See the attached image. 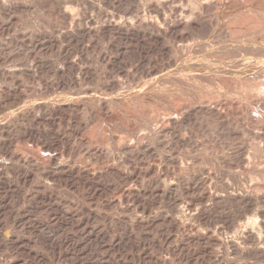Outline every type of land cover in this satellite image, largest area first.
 I'll use <instances>...</instances> for the list:
<instances>
[{"label": "rangeland", "instance_id": "1", "mask_svg": "<svg viewBox=\"0 0 264 264\" xmlns=\"http://www.w3.org/2000/svg\"><path fill=\"white\" fill-rule=\"evenodd\" d=\"M2 1L6 2L7 0H2ZM10 1L11 0H8L7 3H9ZM14 1H18L20 3L27 4L30 6V8L28 10L13 13V15H11V18L13 17L11 20V22L13 24L11 22H9V19L7 17H4L3 15L0 16V21L2 23H5V24L9 23V27H10V29H9L10 31H8V33H7V31H6V33L0 32V41H1L0 45L2 44V47H4L2 50L3 55L4 56L6 55L5 57L7 58V60L10 59L9 61H7L8 64L9 63L12 64V61H13V63L14 62L15 63H22V64L25 62L29 63V62H31L33 57L36 58L37 60H43V61L48 60L53 64H57L60 61V57L58 56V54L56 53L55 50L50 51V52L47 51L45 53L44 52L41 53L40 51H36L32 48L27 49L26 47L20 45L19 44V43H21L20 37L22 35L29 36L31 34L46 33V35L53 36L54 38L57 37L58 38L57 40H59V42L61 44L63 43V45H65V44L69 45L70 50L72 51L73 55H75V51H76V47L74 46L75 44L74 43L69 44V43L63 41V39H61V35H60L61 33L69 30L71 23L69 20L68 21L63 20V18L60 16V14L56 12L57 9L55 8V6L51 3H49V0H14ZM232 1L235 3L237 0H228L227 3H229V5H230V10H232L233 12H237V13L240 12L239 13L240 15H246V17L249 16L244 11L242 13L241 11L244 9H242L240 7H236V3L234 4ZM60 2L61 3L64 2L63 5L61 4L62 6H64V7L61 6L62 9H67V10H69L71 12H75V13H81L83 11L84 15H85L84 18L82 19V21L84 22V23L82 22L83 25L87 24V22L89 21V20L88 21L86 20L87 18L88 19L93 18L94 21L96 20L98 23H101L105 14L112 15L111 14V12H112L113 15H114V13L115 14L117 13V15H118V12H120L118 16H122V13L124 12V9H122V7H119L117 4H113L112 6L107 5L102 0H88V2H90V3L92 2L91 3L92 5L88 2L86 4L80 3L79 5H75V4L73 5V3L69 0H61ZM93 6H94V8H92ZM263 6H264V0H261V1L255 0L254 1V7L256 9H258L259 11H262L264 13V8H262ZM82 7H83V10L81 11ZM84 7H86V8H84ZM113 7H115L116 9L115 8L113 9ZM77 10H78V12H76ZM99 10H100V12H99ZM101 11L103 13L104 12L105 13L103 14ZM98 13L100 14V17L98 15ZM205 14L208 15L207 13H205ZM117 15H115V16H117ZM1 18H2V20H1ZM253 18H254V16H253ZM250 19H251V17H250ZM7 20H8V22H6ZM257 20H259L258 17H257V19L254 18L253 20H250V23L253 24V25L252 24H250V25L251 26L255 25L257 27V25L260 22H261L260 24L262 26L264 25V22L262 24L263 19H260V21H257ZM240 21H243V19H241ZM214 25H216V24H214ZM214 25H212L210 27L211 31L209 29H207V30H204V29L198 30L197 29V31H196L197 34L195 35V37H196L197 41H199L198 43L200 44L201 47L199 46L200 52H199V55L197 57L198 59L196 58L195 60L192 58L188 59L187 57H186L187 59H184V60L178 59V61H175L174 58L169 60V56H171L173 53H171V55L166 56V54L161 53L159 51L154 52V51L145 49L146 52L145 51L143 52V50L140 49V46L137 47L136 45H130V47H131L129 50L130 55L128 53L129 56L127 59V63L128 62L129 63L127 64L126 68L130 69L131 72H130L128 78H126V79H125V77L118 75L119 73H117V71H115L114 69H111V68L104 66L97 59V52L96 51H89L87 53V55H88L87 57L89 60L87 62L89 64L88 63H86V64H87V66L89 65L88 67H90L93 75L90 77H87V78L86 77L82 78L79 81V83L77 82L78 84L77 83L76 84L70 83L67 80L66 85L64 86L66 88L59 87L57 89L49 91V93L47 92V94L44 93V95H41L42 93H40L34 89V87L36 88V85L34 84V82L32 83V80H29V79H26V80L23 79L22 80L21 84H22V86L24 85L23 86L24 88L22 87L21 89L25 90V91L24 90L23 91L26 95L23 94V96H22L23 98H21L22 100H20L19 103H15L14 104L15 106L11 105L9 107H6L7 110H5L6 108L3 109L5 111H4V113L0 114V123L14 122V120H16L17 117H19L21 114H23V112H25L26 110H32L33 112L38 113V112H36L37 111L36 107L38 104H44V105L55 104V105L60 106L61 108H60L59 113L58 112H56V113H48L47 112L48 114L47 113L45 114L46 119H44V123H40V124H36V125L34 124L35 125L34 126L33 124L29 123V121L27 122V120L22 121L24 128H26V129L30 128V129L34 130L35 132L37 131L36 133L39 135V137H38L39 140L37 139V142L30 141V140L25 139V138L15 137L14 135L13 136L12 135H6V134L5 135L3 134V136L1 135L0 140L3 141L7 147L6 148L0 147V161L4 160V162H8L9 161L8 159H9V157H11L12 154H14V155L16 154L17 156H20V157L23 156V157L39 158L40 156L42 157V154H40V153H43L41 146L43 144L44 145H46V144L52 145V146H50V154L52 153L51 154L52 156L56 157V159L58 158L57 160L66 162L70 165H77V166L82 165L85 168H88L91 172H95V174H98V175L100 173L103 174L102 177H100V179L97 182L99 184L102 183V184H100V186L101 187L105 186V190H103L102 192H99V194H98V192L93 193L91 191H85V190H87V188L82 187V185L78 184L77 182L75 183V181L74 182L73 181L72 182L71 181H68V182L56 181L57 182L56 183V182H53L50 180V181H48V183L49 182L50 183L47 186L48 189L46 190V195H47L46 200L48 201L47 202V201H42L41 199L38 198V194H35L36 186L38 184H40V185L43 184V182H42L44 180L43 175L41 176V174H40V177H39L43 180H40L38 178L39 174H37L38 179L27 180L26 181L27 183L26 182L22 183L21 181L19 182L15 178L13 173H11L12 175H10V180H11L12 185L14 183V186L16 187V192H15V195L13 193L14 196L11 195L10 200L12 198L11 201H13L16 204H14L13 202L11 203V201H10V203L14 207V208L12 207V209H14L13 212L15 211L14 213H16L19 209V211L17 212V213H19V215L17 217L23 218V220L21 222L17 221L18 224L13 229V234L15 236H21V237H24L26 239H31L32 242H30L29 246H26L27 248L25 246L24 247L16 246V247H14L15 249L11 247L12 249L9 248V251H7L8 249L6 248L5 242L0 238V262L2 260V262L0 264H3V258H8L11 256L16 261H20V262L23 261L24 262L26 260V262H25L26 264L27 263L28 264H37V263L38 264H41V263L42 264H135V263L141 264L137 260L139 257L138 255H140L143 251L150 252V253L154 252L153 253L154 256L156 254L157 257L160 255L162 256V254L166 253L165 257L170 256L169 258L167 257L168 258L167 262H169V264H202V263L204 264L205 263L204 260H202V259H204L203 255L199 252H197L193 256H190L191 257V258H189L190 260L185 261L182 259H178L179 257L177 255H173L170 252L168 253V251H166L167 249H165V250L163 249L161 252L158 251L154 247V245L156 246V244H158L162 240L161 237L164 238L168 235L169 230L165 227H163V228L160 227L159 228L160 230L159 229L155 230L153 228H152L153 230L151 228L147 229L149 234L148 233L146 234L145 231H147V230H145L144 231V235H145L144 237L142 235H140L139 232H137V230L135 231V229L133 231V230L126 228L128 230L127 231L125 229V223H127L130 219L133 220V219L137 218L138 216L139 217H147L148 216L149 218H152L153 216H155L154 214L161 215V216H163V215L169 216L170 215V214H168L170 212L167 209L168 208L167 203L164 200H163V202H162V200H159V199L156 200L152 196V193L154 191H156L157 189H159L161 187V184L158 186H156V184H152L150 186L145 184L144 187L147 190L146 189L144 190V187H140L139 183L136 186L132 185L135 188L138 187V190H140V191L144 190V193L140 194V197H139L140 201L138 199L136 200V198L133 199L131 197L132 200H131V198L128 199L129 202H131V203H129V202L127 203L126 200L122 199L124 197H123V192L121 194V191H124L125 187L127 188L130 183H125L122 180H119L118 178L111 175L110 173H107V171L112 167H116V168L118 167V169H120V170L122 169L123 171L128 170V169H129L128 171H131L130 169L134 168L133 170L136 171V169H137V172H139V174H142L145 172L143 170L151 169V167L155 168L156 166L160 165L159 166L160 168L167 167L169 170V173H168L169 175L167 176V179H168L167 182H170V181L174 182L175 181V183H176L178 181L177 179H178V177H180V175L181 176L183 175L182 177H185V178H190L194 174L192 172H195L194 175H197L199 177H203L202 175H204V176L206 175L207 177H209V182H211V185L214 188L219 189V190H221V188L223 189L224 184H228V183H229V189H232V188L236 189L238 186L237 185V179H243V178L247 179L246 176L248 177L249 174L251 175V177L252 176L257 177L258 180H261V177L264 176V47H263L264 46V35H263L264 32L261 30L262 32L261 31H259L260 33L257 32L249 40H245V41H241V42L239 41L240 43H243L244 44L243 45V44L238 43V41L233 43V42H230L229 39H221L218 35L219 26L218 25L214 26ZM230 25H232V24H230ZM230 25H229V27L234 26V25L233 26H230ZM259 26L260 25H258V27ZM236 27H237V25H236ZM262 29H264V28H262ZM57 30H59V31H57ZM14 35H16V36H14ZM204 35H205V37H204ZM198 36H200L201 38H197ZM97 37L98 36L94 37L95 41L97 42V47H103V48L107 44L108 39H110L108 36H104V37L99 36L98 38ZM15 39H17V40H15ZM9 40H15L18 42H13V44H12V43H10ZM84 42L87 43V39ZM113 42L118 43L119 41L117 42L116 39H113ZM244 42L246 43V46H245ZM16 43H17V45H16ZM121 43H124V42L122 41ZM169 43L170 42H168L167 44L169 45ZM236 43L238 45H241V46H238ZM247 43H248V45H247ZM215 44H217V45H215ZM256 44L258 46H256ZM251 46H253V47H251ZM237 47H239V48H237ZM253 49H255L257 52ZM12 50H14V51L12 52ZM235 51H238V52H235ZM242 51H244V52H242ZM215 54H216V56H215ZM40 55H42V56H40ZM223 55L224 56L226 55L227 57L226 56L223 57ZM45 56H46V58H45ZM56 57H58V58H56ZM139 57H141V60H139ZM172 57H175V56L172 55ZM261 58H263V59H261ZM17 61H19V62H17ZM90 61H91V63H90ZM161 61H162V63H161ZM190 62H191V64H190ZM240 62H242V64ZM247 62H248V64H247ZM260 62H261V64H260ZM172 63H173V65H172ZM243 63H245V64H243ZM249 63H251V64H249ZM90 65H92V66H90ZM232 65H237L239 67V70H238L237 66L234 67ZM241 65H242V67H241ZM215 66H216V68H215ZM192 69H193V71H192ZM152 72H154V73H152ZM37 73L39 75L36 76V78H35L36 80L38 78H41V79L45 78L46 80L49 79L48 78L49 76L48 75L46 76V73H44V72H42V73L37 72ZM218 73H219V75H218ZM205 74H207L208 76ZM202 75H203V77H202ZM145 77H147V78H145ZM144 78H145V80H144ZM254 78H256V79H254ZM119 79H121V81H123V82L121 83V81ZM128 79H130V80H128ZM229 79L231 81H228ZM106 80H107V82H105ZM108 80L110 82L119 80L116 82L117 83L120 82L122 84V86L121 85H120L121 87L115 86L116 88H112L110 86H107ZM139 80H141V81H139ZM103 81H104V83H103ZM2 83L0 80V85H3ZM232 83L234 85H232ZM33 84H34V87H33ZM138 85H139V87H138ZM77 87H78V89H77ZM238 87H240V88H238ZM228 89L230 90V92ZM33 90H35V91H33ZM259 91H261L260 94H263L262 96L259 95V93H258ZM138 92H139V94H138ZM137 95H139V96H137ZM257 95H258V97H257ZM46 96H48V97L46 98ZM54 96H56V97H54ZM141 96H143V97H141ZM173 97L176 100L173 99ZM260 98H262V99H260ZM133 100H135V101H133ZM150 100H151V102H150ZM207 100H210L209 102H211L212 105L209 104V102ZM213 100H216L217 103L219 101L220 102L222 101V103H224V105L221 107L226 112L223 114H219L217 112V110H215L218 108V106H217L218 104L216 103V101H213ZM98 102L100 104L103 103L104 105L107 103L105 106L108 105L107 107H109V109L111 110V114L114 111V113L112 114L113 120L111 119L110 122H107L108 120L106 121L107 122V123H105V124H107L105 127L106 129L98 130V132H96V131L91 132L92 126H93L92 119L94 118V116L99 115V116H101V119L104 118L102 114L100 115V113H104V112L99 111ZM212 102L213 103L215 102L214 105L216 104V106H217L216 108ZM138 103H140L141 105L140 104L138 105ZM134 104H135V106H134ZM70 105L72 108L70 107ZM206 105H208V106H206ZM145 106H146V108H145ZM210 106L212 108H210ZM213 108H215V109H213ZM212 109L215 110L216 112L213 111ZM188 110L192 111L191 119L194 117L192 119V122H191V119L188 120L189 122H186V121H182L180 118V117H182L181 114H183L184 111L186 112ZM96 111H97V113H96ZM98 111H99V113H98ZM130 111H133V112H131L132 114L129 113ZM1 112H3V111H1ZM73 114H75V115H73ZM143 114H144V116H142ZM173 114H177L176 115L177 117L179 116L180 126L179 125H178L179 127L176 126L171 132L169 131V133H168V131L166 133L164 131L163 132L157 131L158 129H160V127H159V125L161 123L160 118L161 119L163 117L166 118L168 115H173ZM91 115L93 116V118L91 117ZM104 115H105V113H104ZM225 115L227 116L226 118H225ZM146 117H148V118L146 119ZM141 119H142V121H141ZM195 119H196V121H195ZM46 120H47V122H46ZM76 120H78V121H76ZM114 120L117 124L114 122ZM119 120H121V121L119 122ZM63 121H65V122H63ZM129 122H131V123H129ZM121 124H123V126ZM125 124H127L125 126L127 128L124 127ZM152 126L154 128H152ZM161 126H162V124H161ZM87 127H89V129ZM107 127L109 130H107ZM90 128H91V130H90ZM149 128H151L152 131ZM148 129L150 131H148ZM111 130H113V131H111ZM156 131H157V133H156ZM104 133H106V134H104ZM168 134L171 137H169ZM139 135L141 136V138L138 139ZM157 137H159V138H157ZM80 138L86 139L87 141L89 140L88 142H90V143H88L87 141L85 143H83V142L81 143ZM125 142H126V144H125ZM144 144L148 146V148L150 150L148 152L149 154L146 153L145 151L141 150V149L138 151L139 146L144 145ZM129 146L133 149V151L127 149V147L129 148ZM85 147H87V148H85ZM77 149H79V150H77ZM13 150H14V152H13ZM88 150L90 153L88 152ZM126 150L127 151L129 150V152H127ZM134 151H136V152H134ZM101 152L103 155L101 154ZM111 159H113V160H111ZM124 160H125V162H124ZM139 163H141V164H139ZM114 164H116V165H114ZM187 166L189 167L187 171H184V172L181 171V173L179 172V169L181 167H187ZM169 167H171V168H169ZM100 168H102V169H100ZM198 173H199V175H198ZM139 174H138V176H142ZM232 174H233V176H231ZM12 176H13V178H12ZM148 178H147V180H148ZM140 179H139V181H140ZM213 179H215V180H213ZM15 180L18 181L19 183H21V185H19L18 182L16 183ZM35 180L37 181L36 182L37 185H35L36 184ZM253 181H255V183H252L251 187H254L255 185L258 184L257 183L258 181H256V179ZM32 182H33V185H32ZM63 182H65V183H63ZM180 186L178 187V190H177V192L179 194L176 193V195H178L177 197L179 199H182L183 202L188 201L189 198H194L195 196L197 197L201 193V191H200L202 188L201 186H197V188L194 189V191L193 190H189V191L185 190L184 186H182V185H180ZM219 186H221V187H219ZM49 188H51V189H49ZM150 188H152L151 191H150ZM82 189H84V190H82ZM31 190H33V191L35 190V191L33 192ZM51 190H52V192H51ZM28 192L32 193V194H29ZM17 193H19V194H17ZM49 193H51V194H49ZM34 194L37 196H35ZM88 194H90V196ZM121 195H122V197H121ZM2 196H3V193L0 190V198ZM22 196H23V198H22ZM82 197H83V199H82ZM34 198L35 199L37 198L36 202H35ZM55 198H56V201H54ZM40 202H42L41 205H40ZM48 203L50 204V206ZM143 204H145V205H143ZM50 207H51V209H50ZM55 207H57L59 210L61 209V211H64V212L68 213L69 215H72V217H71L72 219H70V220L68 219L69 221L61 220V222L60 221L59 222L53 221L51 217L56 212ZM141 207H142V209H141ZM228 207L227 208L221 207L224 209H218V210L220 211V213H222V212L228 213V212H230L229 210H231L230 207L229 208ZM144 208H145V210H144ZM81 209H82L83 213H81ZM23 210L25 211L26 214L24 213ZM141 210H143L142 213H141ZM218 210L215 211L216 213L215 212L204 213L202 216L203 219H201V222H199L200 227L201 226L203 227V228L201 227V229H204L206 227H207V229L210 227H211V229H214L215 227L219 226L220 227L219 231L221 233L218 232V235L219 236L221 235L220 237H228V236H230L232 230L228 231L226 228L225 229L221 228L223 223L221 222V219L219 218L221 214H218L219 213ZM35 211H36V213H35ZM79 211H80V213L78 214ZM147 211H148V213H147ZM22 214L24 216H22ZM144 214H146V215H144ZM76 215H78L77 217H80V218H77ZM217 215H219V216H217ZM20 216H22V217H20ZM124 216L128 217L129 219L124 217ZM134 216H135V218H133ZM18 218H17V220H19ZM25 218H27V219L25 220ZM75 218H77V219H75ZM117 219H119V220H117ZM127 219H128V221H127ZM30 220H31V222L29 223ZM71 220H73V221H71ZM83 220L85 222H83ZM41 221H43V222H41ZM78 221H79V224H81L80 227H82L83 230L81 228L79 230V226L76 225ZM124 221H125V223H124ZM54 222L56 223V225ZM67 222H68V224H67ZM69 222H70V224H69ZM118 222L120 224H122V223L123 224L120 225ZM34 223H40V224H42V226L39 225V226L34 228L33 227V225L35 226ZM84 223H86V225L88 227ZM50 224L53 225V228L49 227V226H52ZM57 226H59V227H57ZM75 226H76V228L78 226L77 229L79 231L76 230ZM213 226H215V227H213ZM225 226L226 225L224 224L223 227H225ZM103 227H104V229H102ZM57 228L59 229V231ZM52 230L53 231L57 230L58 232H55V231L53 232ZM87 230L88 231L89 230H93V231L99 230L101 235L102 234H105V235H102L103 238H102V240L99 241V243L95 244L94 242H92L94 244H92V243L87 244V243H84L86 240V238L84 239V237H86ZM125 230L127 232H125ZM75 231H77V232H75ZM172 231H174V230H172ZM172 231L169 232V236H168L171 239L170 245L180 243L182 241V240H180L182 238V236H184V234L187 233L186 231H185V233H184V231H183V233H182V231H180L181 232L180 233L177 230H175L174 232H172ZM129 232H131V234ZM173 234H175V235L173 236ZM49 235L52 237V239ZM80 235L81 236L83 235V236L81 237ZM125 235H126V237H125ZM127 235H130V238L132 237L131 239L129 238L130 241H128L129 239L127 238ZM170 235H171V237H170ZM223 235H225V236H223ZM121 236H122V241L123 242L127 241V242H125L124 244H121V245L112 244L113 241L118 239V237L120 239ZM135 236H136V238H135ZM175 236H177V237H175ZM53 237H55V238H53ZM139 237L144 238V240H142ZM59 238L61 240H59ZM172 238L174 241H172ZM110 239H111V243L109 242ZM132 239H134V242H136V240H137V242L139 240V242L138 243L136 242L137 244H135ZM53 240H55V241L52 242ZM145 240H147V241H145ZM151 240H153V242ZM141 241H142V243L144 241L143 245L141 244ZM101 243H103V244H101ZM131 243H132V245H131ZM56 244L61 246V247L57 246ZM111 244L114 245L115 247L112 246ZM51 245L53 246V248L59 247L60 250H58V248L57 249L51 248ZM31 246H33V247L30 248ZM137 246H139V247L137 248ZM189 246H190L189 247L190 250L192 251L195 245L189 244ZM129 247H132L133 249L132 248L130 249ZM134 247H135V250H134ZM82 248L84 251H82ZM164 248H166V247L164 246ZM196 248L197 247L195 246L194 250H197ZM31 250H33V251H31ZM55 251H57L58 253L57 252L54 253ZM139 251H141V252H139ZM159 252L161 254H159ZM10 253H11V255H10ZM7 254L10 256H6ZM200 254H201V256H199ZM35 255H37V257H40V258H37L36 260H34ZM43 255H44V257H43ZM3 256H6V257H3ZM27 256H30V258ZM174 256H177V259ZM162 257H164V255ZM201 257H203V258H201ZM236 258L233 259L235 264L236 263L237 264H264V259H260V258L254 257V256L251 257V255L242 256V257L239 256ZM242 258H244V259H242ZM30 259H31V262H30ZM43 259H45L44 262H43ZM32 260H33V262H32ZM169 260L171 261V263ZM36 261H37V263H36ZM134 261H135V263H134Z\"/></svg>", "mask_w": 264, "mask_h": 264}, {"label": "bare ground", "instance_id": "2", "mask_svg": "<svg viewBox=\"0 0 264 264\" xmlns=\"http://www.w3.org/2000/svg\"><path fill=\"white\" fill-rule=\"evenodd\" d=\"M8 1V0H7ZM0 0V16L3 15L4 17H7L9 19V22H11L12 18L11 15H13V13L15 12H19V11H24V10H28L30 8L29 5L24 4V3H20L18 1H14L11 0L9 3H7ZM61 1V0H60ZM59 0H49V3L53 4L55 6V8L57 9V13L60 14V16L63 18L64 21H70L71 26L69 28L68 31L61 33V39H63V41L71 44L74 43L75 47H76V51H75V55H73L72 51L70 50L69 45H63V43L61 44L59 42V40H57L58 38H54L53 36L50 35H46V33H37V34H31L29 36L26 35H20L21 37V43H19L20 45L26 47L27 49L32 48L36 51H40L42 52H47V51H56V53L58 54V56L60 57V61L57 64H53L50 61H43V60H37L36 58L33 57V59L31 60V62L29 63H13L12 64H8L7 58L3 55L2 50L4 47H2V44L0 45V80L1 83L3 85H0V114L4 113L5 110H7L6 107H9L11 105L15 106V103H19L20 100H22L21 98H23V94L26 95L24 93V89H21L23 86L21 84L22 80H32V83L34 82V84L36 85V88L33 87L35 90H37L38 92L42 93L41 95H44V93L47 94V92L49 93V91H52L54 89H57L59 87H64L66 85L67 80L70 83H79V81L82 78H87L93 75L90 67L87 66L86 63H88V55L87 53L89 51H96L97 52V59L106 67L114 69L115 71H117V73H119L118 75L128 78L131 70L127 69L126 66L127 64V59L128 56L130 55V45H136L137 47L140 46V49L143 50V52L146 50H151V51H159L161 53L166 54V56L171 55V53H173L172 55H174L175 57L169 56V60L174 58L175 61L181 60V59H196L199 55L200 52V44L198 43L199 41H197L195 35L197 34L196 31L198 30H207L209 29L211 31V26L216 24L219 26V30H218V35L221 39H229L230 42H236L238 41V43H240L241 41H245V40H249L254 34H256L259 31H263L264 32V25L262 26L260 23L258 25H260L258 27L255 26H251L250 24V20H253L254 18L258 19L257 21H260V19L264 20V13L262 11H259L258 9H256L254 7V1L255 0H237L236 3V7H240L244 10H242L241 12L243 13V11L245 13H247V15H249L248 17H246V15H240L237 12H233L232 10H230V5L228 2V0H102L104 1L107 5H113V4H117L119 7H122V9H124V12L122 13V16H118L120 12L113 15V13L111 12L112 15L109 14H105L103 20L101 23H98L96 20L94 21L93 18L92 19H86L88 22L87 24L83 25L82 24V19L84 18V12L83 7L81 8V13H75V12H71L67 9H62L61 6L63 5L64 2H60ZM73 3V5H79L80 3H87L88 0H69ZM258 1V0H257ZM261 1V0H259ZM28 2V1H27ZM39 2V1H38ZM233 2V1H232ZM31 3V2H30ZM36 3V2H35ZM90 3V2H88ZM92 3V2H91ZM90 3V4H91ZM94 3V2H93ZM97 3V2H96ZM234 3V2H233ZM234 3V4H235ZM62 4V5H61ZM186 4V5H185ZM257 4V3H256ZM259 4V3H258ZM31 5V4H30ZM92 5V4H91ZM185 5V6H184ZM106 6V5H105ZM115 6V5H114ZM49 7V6H48ZM64 7V6H62ZM69 7V6H68ZM91 7V6H90ZM97 7V6H96ZM233 7V6H232ZM52 8V7H51ZM86 8V7H84ZM94 8V6L92 7ZM112 8V7H111ZM115 7H113L114 9ZM264 8V6L262 7ZM54 9V8H53ZM97 9V8H96ZM116 9V8H115ZM121 9V10H122ZM71 10V9H70ZM32 11V10H31ZM52 11V10H51ZM123 11V10H122ZM78 12V10L76 11ZM100 12V10H99ZM102 12V11H101ZM103 13V12H102ZM101 13V14H102ZM105 13V12H104ZM103 13V14H104ZM107 13V12H106ZM205 13H207L208 15H206ZM239 14V15H238ZM88 15V14H87ZM99 17L100 14L98 13ZM117 15V16H115ZM121 15V14H120ZM2 16V17H3ZM254 16V18H253ZM257 16V17H256ZM3 17V18H4ZM89 17V16H88ZM251 17V19H250ZM90 18V17H89ZM95 18V17H94ZM253 18V19H252ZM5 19V18H4ZM241 19H243V21H240ZM250 19V20H249ZM2 20V18H1ZM262 20V24L263 21ZM85 21V20H84ZM101 21V20H100ZM8 22V20L6 21ZM12 23V22H11ZM84 23V22H83ZM13 24V23H12ZM11 24V25H12ZM232 24V25H230ZM214 25V26H216ZM233 26V27H229ZM237 25V27H236ZM253 25V24H252ZM13 26V25H12ZM239 27V28H238ZM213 28V27H212ZM9 23H2L0 21V32H5L10 31L9 30ZM53 29V28H52ZM12 30V29H11ZM59 31V30H57ZM261 31V32H262ZM36 32V31H35ZM55 32V31H54ZM28 33V32H27ZM214 33V32H213ZM260 33V32H259ZM199 34V33H198ZM206 34V33H205ZM212 34V33H211ZM2 35V34H1ZM264 35V33H263ZM262 35V36H263ZM16 36V35H14ZM59 36V35H58ZM96 36H108L110 39H108L107 44L105 45V47H97V42L95 41ZM208 36V35H207ZM18 37V36H17ZM97 37V38H98ZM102 37V38H103ZM205 37V35H204ZM218 37V36H217ZM197 38H201L200 36H198ZM87 39V43H85L84 41H86ZM113 39H116L118 43H114ZM214 39V38H213ZM218 39V38H217ZM220 39V40H221ZM17 40V39H15ZM15 40H9L10 43L13 44V42H18ZM207 40V39H206ZM8 41V40H7ZM19 41V42H20ZM124 43H121V42ZM240 41V42H239ZM251 41V40H250ZM1 42V41H0ZM168 42L169 45L167 44ZM227 42V41H226ZM249 42V41H248ZM258 42V41H257ZM214 43V42H213ZM245 43V42H244ZM255 43V42H254ZM261 43V42H260ZM99 44V43H98ZM123 44V45H122ZM218 44V43H217ZM215 44V45H217ZM221 44V43H220ZM232 44V43H231ZM230 44V45H231ZM237 44V43H236ZM235 44V45H236ZM243 44V43H240ZM15 45V44H14ZM17 45V43H16ZM229 45V46H230ZM238 45V44H237ZM244 45V44H243ZM248 45V43H247ZM263 45V44H262ZM7 46V45H6ZM203 46V45H202ZM241 46V45H238ZM246 46V43H245ZM250 46V45H249ZM256 46H258L256 44ZM21 47V46H20ZM72 47V46H71ZM201 47V46H200ZM206 47V46H205ZM211 47V46H210ZM232 47V46H231ZM253 47V46H251ZM260 47V46H259ZM264 47V46H263ZM12 48V47H11ZM209 48V47H208ZM226 48V47H225ZM228 48V47H227ZM235 48V47H234ZM239 48V47H237ZM257 48V47H256ZM262 48V47H261ZM17 49V48H16ZM24 49V48H23ZM26 49V50H27ZM243 49V48H242ZM258 49V48H257ZM75 50V49H74ZM229 50V49H228ZM255 50V49H253ZM14 50H12L13 52ZM30 51V50H29ZM212 51V50H211ZM222 51V50H221ZM250 51V50H249ZM256 51V50H255ZM254 51V52H255ZM11 52V51H10ZM20 52V51H19ZM146 52V51H145ZM238 52V51H235ZM244 52V51H242ZM257 52V51H256ZM30 53V52H29ZM28 53V54H29ZM129 53V55H128ZM134 53V52H133ZM170 53V54H169ZM251 53V52H250ZM21 54V53H20ZM26 54V53H25ZM95 54V53H94ZM132 54V53H131ZM155 54V53H154ZM231 54V53H230ZM259 54V53H258ZM43 55V54H42ZM40 55V56H42ZM54 55V54H53ZM204 55V54H203ZM227 55V54H226ZM225 55V56H226ZM240 55V54H239ZM57 56V55H56ZM140 56V55H139ZM149 56V55H148ZM155 56V55H154ZM164 56V55H163ZM216 56V54H215ZM223 55V57H225ZM250 56V55H249ZM248 56V57H249ZM258 56V55H257ZM23 57V56H22ZM26 57V56H25ZM39 57V56H38ZM90 57V56H89ZM92 57V56H91ZM145 57V56H144ZM150 57V56H149ZM153 57V56H152ZM187 57V58H186ZM227 57V56H226ZM229 57V56H228ZM234 57V56H233ZM241 57V56H240ZM27 58V57H26ZM46 58V56H45ZM49 58V57H48ZM58 58V57H56ZM55 58V59H56ZM167 58V57H166ZM209 58V57H208ZM221 58V57H220ZM146 59V58H145ZM198 59V58H197ZM232 59V58H231ZM238 59V58H237ZM252 59V58H251ZM263 59V58H261ZM16 60V59H15ZM52 60V59H51ZM139 60H141V57H139ZM143 60V59H142ZM212 60V59H211ZM227 60V59H226ZM241 60V59H240ZM249 60V59H248ZM26 61V60H25ZM136 61V60H135ZM174 61V62H175ZM199 61V60H198ZM202 61V60H201ZM204 61V60H203ZM259 61V60H258ZM19 62V61H17ZM58 62V61H57ZM185 62V61H184ZM205 62V61H204ZM209 62V61H208ZM213 62V61H212ZM91 63V61H90ZM143 63V62H142ZM162 63V61H161ZM170 63V62H169ZM210 63V62H209ZM226 63V62H225ZM237 63V62H236ZM242 64V62H240ZM89 64V63H88ZM93 64V63H92ZM147 64V63H146ZM191 64V62H190ZM214 64V63H213ZM212 64V65H213ZM245 64V63H243ZM248 64V62H247ZM251 64V63H249ZM253 64V63H252ZM261 64V62H260ZM130 65V64H129ZM134 65V64H133ZM173 65V63H172ZM195 65V64H194ZM203 65V64H202ZM225 65V64H224ZM92 66V65H90ZM159 66V65H158ZM188 66V65H187ZM231 66V65H230ZM232 66H237V65H232ZM251 66V65H250ZM257 66V65H256ZM143 67V66H142ZM152 67V66H151ZM201 67V66H200ZM242 67V65H241ZM260 67V66H259ZM263 67V66H262ZM166 68V67H165ZM216 68V66H215ZM214 68V69H215ZM229 68V67H228ZM238 70L239 67L237 66ZM110 69V70H111ZM163 69V68H162ZM206 69V68H205ZM249 69V68H248ZM109 70V71H110ZM152 70V69H151ZM159 70V69H158ZM185 70V69H184ZM203 70V69H202ZM220 70V69H219ZM263 70V69H262ZM113 71V70H112ZM154 71V70H153ZM193 71V69H192ZM204 71V70H203ZM206 71V70H205ZM37 72H44L46 73V76L48 75L49 79H41L38 78L37 80L35 79L37 75H39ZM149 72V71H148ZM160 72V71H159ZM165 72V71H164ZM184 72V71H183ZM198 72V71H197ZM209 72V71H208ZM236 72V71H235ZM260 72V71H259ZM43 73V74H44ZM107 73V72H106ZM154 73V72H152ZM157 73V72H156ZM163 73V72H162ZM167 73V72H166ZM165 73V74H166ZM176 73V72H175ZM189 73V72H188ZM200 73V72H199ZM246 73V72H245ZM150 74V73H149ZM180 74V73H179ZM183 74V73H182ZM202 74V73H201ZM222 74V73H221ZM244 74V73H243ZM248 74V73H247ZM116 75V74H115ZM152 75V74H151ZM162 75V74H161ZM174 75V74H173ZM176 75V74H175ZM207 75V74H205ZM219 75V73H218ZM258 75V74H257ZM117 76V75H116ZM163 76V75H162ZM178 76V75H177ZM201 76V75H200ZM208 76V75H207ZM233 76V75H232ZM249 76V75H248ZM118 77V76H117ZM161 77V76H160ZM203 77V75H202ZM223 77V76H222ZM225 77V76H224ZM239 77V76H238ZM43 78V77H42ZM108 78V77H107ZM142 78V77H141ZM147 78V77H145ZM144 78V80H145ZM179 78V77H178ZM226 78V77H225ZM236 78V77H235ZM249 78V77H248ZM93 79V78H92ZM96 79V78H95ZM151 79V78H150ZM181 79V78H180ZM204 79V78H203ZM219 79V78H218ZM228 79V78H227ZM250 79V78H249ZM256 79V78H254ZM87 80V79H86ZM121 81V79H119ZM116 80V81H119ZM130 80V79H128ZM127 80V81H128ZM213 80V79H212ZM224 80V79H223ZM222 80V81H223ZM239 80V79H238ZM247 80V79H246ZM251 80V79H250ZM93 81V80H92ZM116 81H109L108 80V84L107 86H110L112 88H116L117 86H122V82H116ZM141 81V80H139ZM203 81V80H202ZM228 81H231L230 79ZM242 81V80H241ZM82 82V81H81ZM107 82V80L105 81ZM110 82V83H109ZM136 82V81H135ZM237 82V81H236ZM240 82V81H239ZM244 82V81H243ZM28 83V82H27ZM77 83V84H78ZM104 83V81H103ZM138 83V82H137ZM212 83V82H211ZM215 83V82H214ZM227 83V82H226ZM225 83V84H226ZM235 83V82H234ZM89 84V83H88ZM106 84V83H105ZM133 84V83H132ZM153 84V83H152ZM229 84V83H228ZM145 85V84H144ZM232 85H234L232 83ZM243 85V84H242ZM85 86V85H84ZM106 86V87H107ZM116 86V87H115ZM120 86V87H121ZM150 86V85H149ZM69 87V86H68ZM89 87V86H88ZM104 87V86H103ZM102 87V88H103ZM139 87V85H138ZM233 87V86H232ZM24 88V87H23ZM66 88V87H64ZM63 88V89H64ZM81 88V87H80ZM105 88V87H104ZM129 88V87H128ZM131 88V87H130ZM225 88V87H224ZM228 88V87H227ZM226 88V89H227ZM240 88V87H238ZM32 89V88H31ZM78 89V87H77ZM76 89V90H77ZM100 89V88H99ZM110 89V88H109ZM24 90V91H23ZM33 90V91H35ZM67 90V89H66ZM229 90V89H228ZM240 90V89H239ZM263 90V89H262ZM29 91V90H28ZM27 91V92H28ZM36 91V92H37ZM61 91V90H60ZM107 91V90H106ZM35 92V93H36ZM58 92V91H57ZM76 92V91H75ZM89 92V91H88ZM230 92V90H229ZM256 92V91H255ZM261 91H259V95H263L260 94ZM30 93V92H29ZM39 93V94H40ZM249 93V92H248ZM65 94V93H64ZM91 94V93H90ZM93 94V93H92ZM139 94V92H138ZM36 95V94H35ZM52 95V94H51ZM61 95V94H60ZM68 95V94H67ZM85 95V94H84ZM99 95V94H98ZM130 95V94H129ZM251 95V94H250ZM90 96V95H89ZM139 96V95H137ZM157 96V95H156ZM256 96V95H255ZM260 96V97H261ZM48 96H46L47 98ZM56 97V96H54ZM108 97V96H107ZM117 97V96H116ZM131 97V96H130ZM143 97V96H141ZM254 97V96H253ZM258 97V95H257ZM38 98V97H37ZM59 98V97H58ZM153 98V97H152ZM166 98V97H165ZM179 98V97H178ZM214 98V97H213ZM251 98V97H250ZM256 98V97H255ZM45 99V98H44ZM173 99H175L173 97ZM208 99V98H207ZM211 99V98H210ZM257 99V98H256ZM262 99V98H260ZM259 99V100H260ZM122 100V99H121ZM143 100V99H142ZM154 100V99H153ZM176 100V99H175ZM78 101V100H77ZM107 101V100H106ZM130 101V100H129ZM135 101V100H133ZM208 102L210 100H207ZM212 101V100H211ZM216 101V100H213ZM261 101V100H260ZM38 102V101H37ZM151 102V100H150ZM206 102V101H205ZM207 102V103H208ZM25 103V102H24ZM120 103V102H119ZM136 103V102H135ZM142 103V102H141ZM213 103V102H212ZM215 103V102H214ZM213 103V105H214ZM217 103V101H216ZM97 104V103H96ZM99 111L100 112H104V113H100V115L102 114L104 118L101 119V116L97 115V116H93L91 115L92 119V131H96L98 132V130L101 129H106V125L105 123L110 122V120H113V113L111 114V110L109 109V107L105 106L103 103H99ZM140 103H138L139 105ZM181 104V103H180ZM200 104V103H199ZM209 104H211V102H209ZM208 104V105H209ZM218 108L215 109L217 106L216 104L214 105L215 110H217V112L219 114H223L226 111H224L222 109L221 106L224 105V103H222V101L217 103ZM141 105V104H140ZM183 105V104H182ZM206 105V106H208ZM212 105V104H211ZM73 106V105H72ZM135 106V104H134ZM147 106V105H146ZM145 106V108H146ZM220 106V107H219ZM71 107V105H70ZM81 107V106H80ZM143 107V106H142ZM180 107V106H179ZM6 108V109H5ZM60 106L55 105V104H50V105H44V104H38L36 109L38 113L33 112L32 110H26L25 112H23V114H21L19 117H17L16 120H14V122H10V123H0V136L3 134L5 135H14L15 137H19V138H25L28 139L30 141H35L37 142V139L39 140V135L32 129L30 128H24L22 121L27 120V122L29 121V123L31 124H40V123H44V119L45 118V114L48 113H56L60 111ZM63 108V107H62ZM72 108V107H71ZM95 108V107H94ZM114 108V107H113ZM112 108V109H113ZM177 108V107H176ZM209 108V107H208ZM210 108H212L210 106ZM209 108V109H210ZM5 109V110H3ZM10 109V108H9ZM12 109V108H11ZM30 109V108H29ZM34 109V108H33ZM76 109V108H75ZM74 109V110H75ZM208 109V110H209ZM212 109V110H213ZM65 110V109H64ZM97 110V109H96ZM132 110V109H131ZM183 110V109H182ZM213 110V111H215ZM227 110V109H226ZM3 111V112H1ZM23 111V110H22ZM98 111V113H99ZM128 111V110H127ZM142 111V110H141ZM174 111V110H173ZM181 111V110H180ZM229 111V110H228ZM231 111V110H230ZM15 112V111H14ZM20 112V111H19ZM67 112V111H66ZM133 111H130L129 113H131ZM196 112V111H195ZM216 112V111H215ZM47 113V114H48ZM57 113V114H58ZM91 113V112H90ZM95 113V112H94ZM97 113V111H96ZM178 113V112H177ZM180 113V112H179ZM182 113V112H181ZM191 113L192 111H184L181 118L182 121H186L189 122L188 120L191 119ZM76 114V113H75ZM73 114V115H75ZM132 114V113H131ZM139 114V113H138ZM147 114V113H146ZM195 114V113H194ZM213 114V113H212ZM217 114V113H216ZM53 115V114H52ZM56 115V114H55ZM54 115V116H55ZM59 115V114H58ZM129 115V114H128ZM148 115V114H147ZM177 114H173V115H168L166 118H160V129H158L157 131H164L165 133L168 131L171 132L176 126H180V122H179V116H176ZM179 115V114H178ZM137 116V115H136ZM144 116V114L142 115ZM141 116V117H142ZM146 116V115H145ZM157 116V115H156ZM52 117V116H51ZM56 117V116H55ZM68 117V116H67ZM66 117V118H67ZM223 117V116H222ZM221 117V118H222ZM227 116L225 115V118ZM118 118V117H117ZM137 118V117H136ZM148 117H146L147 119ZM194 118V117H193ZM192 118V119H193ZM151 119V118H150ZM191 119V122H192ZM64 120V119H63ZM86 120V119H85ZM108 120V121H107ZM153 120V119H152ZM151 120V121H152ZM78 121V120H76ZM107 121V122H106ZM118 121V120H117ZM121 120H119L120 122ZM124 121V120H123ZM126 121V120H125ZM142 121V119H141ZM148 121V120H147ZM196 121V119H195ZM47 122V120H46ZM60 122V121H59ZM65 122V121H63ZM115 122V120H114ZM127 122V121H126ZM90 123V122H89ZM116 123V122H115ZM123 123V122H122ZM131 123V122H129ZM156 123V122H155ZM158 123V124H159ZM54 124V123H53ZM77 124V123H76ZM117 124V123H116ZM128 124V123H127ZM125 124L124 127L127 125ZM153 124V123H152ZM162 124V126H161ZM29 125V124H28ZM34 125V126H35ZM123 126V124H121ZM120 125V126H121ZM134 125V124H133ZM83 126V125H82ZM121 126V127H122ZM137 126V125H136ZM178 126V127H179ZM27 127V126H26ZM38 127V126H37ZM91 127V126H90ZM113 127V126H112ZM129 127V126H128ZM134 127V126H133ZM158 127V126H157ZM156 127V128H157ZM14 128V129H13ZM39 128V127H38ZM89 129V127H87ZM127 128V127H125ZM136 128V127H135ZM152 128H154L152 126ZM112 129V128H111ZM130 129V128H129ZM151 130V128H149ZM148 129V131H150ZM91 130V128H90ZM107 130L108 127H107ZM125 130V129H124ZM89 131V130H88ZM113 131V130H111ZM152 131V130H151ZM154 131V130H153ZM156 131V133H157ZM102 132V131H101ZM106 132V131H105ZM132 132V131H131ZM41 133V132H40ZM90 133V132H89ZM107 133V132H106ZM104 133V134H106ZM109 133V132H108ZM159 133V132H158ZM42 134V133H41ZM71 134V133H70ZM102 134V133H101ZM136 134V133H135ZM92 135V134H91ZM115 135V134H114ZM158 135V134H157ZM179 135V134H178ZM72 136V135H71ZM113 136V135H112ZM169 136V134H168ZM177 136V135H176ZM11 137V136H10ZM87 137V136H86ZM90 137V136H89ZM106 137V136H105ZM171 137V136H169ZM91 138V137H90ZM141 138V136H138V139ZM159 138V137H157ZM5 139V138H4ZM46 139V138H45ZM61 139V138H60ZM114 139V138H113ZM117 139V138H116ZM107 140V139H106ZM111 140V139H110ZM172 140V139H171ZM181 140V139H180ZM17 141V140H16ZM87 140L86 139H82L80 138V142L85 143ZM89 141V140H88ZM87 141V142H88ZM138 141V140H137ZM26 142V141H25ZM105 142V141H104ZM108 142V141H107ZM114 142V141H113ZM140 142V141H139ZM170 142V141H169ZM49 143V142H48ZM58 143V142H57ZM70 143V142H69ZM90 143V142H88ZM106 143V142H105ZM182 143V142H181ZM38 144V143H37ZM126 144V142H125ZM130 144V143H129ZM135 144V143H134ZM40 145V144H39ZM87 145V144H86ZM92 145V144H91ZM158 145V144H157ZM164 145V144H163ZM9 146V145H8ZM14 146V145H13ZM50 146L52 145H42L41 149L43 153L42 157L40 156L39 158L36 157H20L17 156L16 154H12L11 157H9V161L8 162H4L0 161V190L3 193V196L0 198V238L5 242L6 244V248L8 249L7 251H9V248H14L16 246H20V247H26L29 246L31 239H26L24 237L21 236H15L13 234V229L16 227V225L18 224L17 221L21 222L23 220V218H18L17 216L19 215V213H17L19 211L14 213L12 209L13 205L11 204L13 201L12 198L10 200L11 195H15L16 192V187L14 186V183L12 185L11 180H10V175H12L11 173L14 174L15 178L20 182H26L27 180H34V179H38L43 175L44 180L39 178L40 180H43V184L37 185V181L35 180V185L36 186V191L35 194H38V198L41 199L42 201H47V195H46V190L48 189L47 186L49 185L48 181H75V183L77 182L78 184L82 185V187L87 188V190L85 191H91L93 193L98 192H102L103 190H105V186L101 187L100 184L102 183H98L97 181L100 179V177H102L103 174H95V172H91L88 168H85L84 166H77V165H70L66 162L63 161H59L56 159V157L52 156L50 154ZM74 146V145H73ZM88 146V145H87ZM134 146V145H133ZM0 147L6 148V144L0 140ZM91 147V146H90ZM52 148V147H51ZM80 148V147H79ZM87 148V147H85ZM104 149V148H103ZM123 149V148H122ZM127 149L132 150L133 149L129 146V148L127 147ZM143 150L146 153H148L150 150L148 148L147 145H141L139 146V150ZM16 150V149H15ZM79 150V149H77ZM129 150L127 152H129ZM6 151V150H5ZM54 151V150H53ZM131 151V152H132ZM137 151V152H138ZM14 152V150H13ZM89 152V150H88ZM136 152V151H134ZM54 153V152H53ZM90 153V152H89ZM133 153V152H132ZM140 153V152H139ZM24 154V153H23ZM100 154V153H99ZM102 154V152H101ZM149 154V153H148ZM147 154V155H148ZM83 155V154H82ZM103 155V154H102ZM86 156V155H85ZM92 156V155H91ZM94 157V156H93ZM140 157V156H139ZM4 158V157H3ZM112 158V157H111ZM118 158V157H117ZM141 158V157H140ZM139 158V159H140ZM61 159V158H60ZM97 159V158H96ZM121 159V158H120ZM245 159V158H244ZM99 160V159H98ZM113 160V159H111ZM117 160V159H116ZM228 160V159H227ZM235 160V159H234ZM241 160V159H240ZM129 161V160H128ZM125 162V160H124ZM132 162V161H131ZM168 162V161H167ZM231 162V161H230ZM71 163V162H70ZM100 163V162H99ZM170 163V162H169ZM120 164V163H119ZM136 164V163H135ZM141 164V163H139ZM138 164V165H139ZM245 164V163H244ZM84 165V164H83ZM116 165V164H114ZM137 165V164H136ZM147 165V164H146ZM154 165V164H153ZM173 165V164H172ZM160 166V165H159ZM159 166H154L155 168L151 167V169L148 170H143L145 171L142 174H139V172L130 169L131 171L128 170H120L118 169V167H112L110 168L107 173H110L111 175L115 176L116 178H118L119 180H122L125 183H130L129 186L126 188L124 191H121V194L123 192V197L122 199L126 200L127 203L129 202V198H136V200H139L140 194L144 193V190L146 189L144 186L145 184L147 185H152V184H156V186L161 184V187L159 189H157L156 191H154L152 193L153 198H155L156 200H163L167 203L168 206V211L170 213L169 216H161V215H156L153 216L152 218L147 217H137L135 218V216L133 218L135 219H130L128 221L127 219V223H125V229H130L133 230L135 229V231L137 230V232H139L140 235H142L143 237L144 235V231L147 229H159L160 227L163 228H167L170 231L172 230H177V231H185L187 232L186 234H184V236H182V238L180 240H182L180 243L174 244V245H170V238L169 236V232L168 235L164 238L161 237V241L156 244V246L154 245V247L158 250V251H162L163 249H167L166 251H168V253L170 252L173 255H177L179 258L178 259H182L185 261L190 260L189 258H191L190 256L195 255L197 252L201 253L204 257V264H235V262L233 261L234 258L236 257H242V256H248L251 255L260 259H264V176L261 177V180H258L257 177H251V175L249 174V176L246 178L247 179H237V188L234 189H229V183L228 184H224L223 185V189L221 188V190L214 188L211 185V182H209V177H207L206 175H202L203 177H199L197 175H194L195 172L190 178H185L182 177L180 175V177H178V181L175 183L170 181L167 182V176L169 175V170L167 167L165 168H160ZM177 166V165H176ZM186 166V165H185ZM192 166V165H191ZM90 167V166H89ZM92 167V166H91ZM94 167V166H93ZM143 167V166H142ZM247 167V166H246ZM130 168V167H129ZM171 168V167H169ZM188 166L187 167H181L179 169V172L181 173L184 171L188 170ZM245 168V167H244ZM102 169V168H100ZM176 169V168H175ZM196 169V168H195ZM133 170V171H132ZM193 170V169H192ZM177 171V170H176ZM190 171V170H189ZM198 171V170H197ZM178 172V173H179ZM191 172V171H190ZM189 172V173H190ZM99 173V172H98ZM103 173V172H102ZM191 173V174H192ZM212 173V172H211ZM37 174H39L38 178H37ZM142 175V176H138ZM183 174V173H182ZM239 174V173H238ZM178 175V174H177ZM188 175V174H187ZM190 175V174H189ZM199 175V173H198ZM208 175V174H207ZM259 175V174H258ZM105 176V175H104ZM209 176V175H208ZM233 176V174L231 175ZM141 179H140V178ZM148 180H147V178ZM13 178V176H12ZM112 178V177H111ZM110 178V179H111ZM146 180H145V179ZM240 178V177H239ZM140 179V181H139ZM258 181L257 185H253L254 187H251L252 183H255V180ZM260 179V178H259ZM106 180V179H105ZM117 180V179H116ZM215 180V179H213ZM235 180V179H234ZM14 181V180H13ZM18 181L15 180V182L17 183ZM114 181V180H113ZM112 181V182H113ZM118 181V180H117ZM19 185H21V183H19ZM30 182V181H29ZM34 182V181H33ZM32 182V185H33ZM40 182V181H39ZM38 182V183H39ZM52 182V183H53ZM63 182V183H65ZM235 182V181H234ZM27 183V182H26ZM57 183V182H56ZM74 183V184H75ZM107 183V182H106ZM121 183V182H120ZM132 183V184H131ZM139 183L140 187H144V190L140 191L138 190V187H133L132 185L136 186ZM25 184V183H24ZM55 184V183H54ZM223 184V183H222ZM67 185V184H66ZM146 185V186H147ZM182 185L184 186L185 190H193L197 188V186H201V193L194 198H189L188 201L183 202L182 199H179L176 195L178 187ZM220 185V184H219ZM26 186V185H25ZM61 186V185H60ZM75 186V185H74ZM127 186V185H126ZM236 186V185H235ZM79 187V186H78ZM122 187V186H121ZM155 187V186H154ZM181 187V186H180ZM221 187V186H219ZM72 188V187H71ZM77 188V187H76ZM148 188V187H147ZM183 188V189H184ZM32 189V188H31ZM51 189V188H49ZM152 188H150L151 191ZM199 189V188H198ZM53 190V189H52ZM51 190V192H52ZM77 190V189H76ZM84 190V189H82ZM123 190V189H122ZM147 190V189H146ZM154 190V189H153ZM33 191V190H31ZM33 191V192H34ZM56 191V190H55ZM115 191V190H114ZM181 191V190H180ZM106 192V191H105ZM29 193V192H28ZM19 194V193H17ZM22 194V193H21ZM32 194V193H29ZM34 194V195H35ZM48 194V193H47ZM51 194V193H49ZM55 194V193H54ZM179 194V193H178ZM2 195V194H1ZM13 195V196H14ZM33 195V196H34ZM82 195V194H81ZM90 196V194H88ZM151 195V194H150ZM194 195V194H193ZM12 196V197H13ZM32 196V197H33ZM37 196V195H35ZM55 196V195H54ZM190 196V195H189ZM26 197V196H25ZM53 197V196H52ZM97 197V196H96ZM122 197V195H121ZM23 198V196H22ZM87 198V197H86ZM85 198V199H86ZM131 198V200H132ZM37 199V198H36ZM36 199L34 198L35 202ZM50 199V198H49ZM54 199V198H53ZM83 199V197H82ZM118 199V198H117ZM22 200V199H21ZM33 200V199H32ZM31 200V201H32ZM33 200V201H34ZM98 200V199H97ZM154 200V199H153ZM11 201V203H10ZM18 201V200H17ZM30 201V202H31ZM52 201V200H51ZM56 201V198L55 200ZM89 201V200H88ZM100 201V200H99ZM120 201V200H119ZM125 201V202H126ZM140 201V200H139ZM38 202V201H37ZM48 202V201H47ZM46 202V203H47ZM91 202V201H90ZM161 202V201H160ZM14 203V202H13ZM20 203V202H19ZM39 203V202H38ZM42 202H40L41 205ZM50 203V202H49ZM48 203V204H49ZM54 203V202H53ZM62 203V202H61ZM80 203V202H79ZM89 203V202H88ZM97 203V202H96ZM131 203V202H129ZM16 204V203H14ZM37 204V203H36ZM44 204V203H43ZM86 204V203H85ZM147 204V203H146ZM149 204V203H148ZM12 205V206H11ZM18 205V204H17ZM39 205V204H38ZM46 205V204H45ZM145 205V204H143ZM152 205V204H151ZM20 206V205H19ZM28 206V205H27ZM44 206V205H43ZM50 206V204H49ZM56 206V205H55ZM64 206V205H63ZM89 206V205H88ZM95 206V205H94ZM111 206V205H110ZM132 206V205H131ZM230 207L231 210H229L230 212L226 213V212H222L220 213V211L218 209H224L221 207ZM17 207V206H16ZM112 207V206H111ZM126 207V206H125ZM133 207V206H132ZM137 207V206H136ZM143 207V206H142ZM141 207V209H142ZM228 207V208H229ZM14 208V207H13ZM56 208V212L53 214V216L51 217L53 221L55 222H61V220L64 221H69L70 219H72V215H69L68 213L61 211V209L59 210L57 207ZM77 208V207H76ZM83 208V207H82ZM127 208V207H126ZM47 209V208H46ZM51 209V207H50ZM68 209V208H67ZM22 210V209H21ZM44 210V209H43ZM54 210V209H53ZM145 210V208H144ZM159 210V209H158ZM219 211L218 214L220 215V219L221 222L223 223V225L221 226V228L223 229H227L228 231L232 230L230 236L228 237H220L218 235L219 231V226L215 227L214 229H211L207 227L204 229H201L199 222H201V219H203V214L204 213H213L215 211ZM24 211V210H23ZM37 211V210H36ZM35 211V213H36ZM46 211V210H45ZM84 211V210H83ZM121 211V210H120ZM143 210H141L142 213ZM21 212V211H20ZM28 212V211H27ZM40 212V211H39ZM124 212V211H123ZM22 213V212H21ZM25 213V211H24ZM33 213V212H32ZM76 213V212H75ZM80 213V211L78 212V214ZM81 213L82 209H81ZM122 213V212H121ZM148 213V211H147ZM216 213V212H215ZM26 214V213H25ZM87 214V213H86ZM161 214V213H160ZM37 215V214H36ZM108 215V214H107ZM117 215V214H116ZM143 215V214H142ZM141 215V216H142ZM146 215V214H144ZM22 216H24L22 214ZM20 216V217H22ZM44 216V215H43ZM78 215H76L77 217ZM111 216V215H110ZM113 216V215H112ZM119 216V215H118ZM122 216V215H121ZM219 216V215H217ZM48 217V216H47ZM88 217V216H87ZM86 217V218H87ZM123 217V218H124ZM213 217V216H212ZM17 218L19 220H17ZM30 218V217H29ZM39 218V217H38ZM80 218V217H77ZM75 218V219H77ZM96 218V217H95ZM105 218V217H104ZM117 218V217H116ZM27 218H25L26 220ZM47 219V218H46ZM49 219V218H48ZM69 219V220H68ZM82 219V218H81ZM100 219V218H99ZM121 219V218H120ZM183 219V220H182ZM217 219V218H216ZM40 220V219H39ZM51 220V219H50ZM80 220V219H79ZM105 220V219H104ZM116 220V219H115ZM119 220V219H117ZM73 221V220H71ZM81 221V220H80ZM101 221V220H100ZM103 221V220H102ZM210 221V220H209ZM24 222V221H23ZM31 222V220L29 221V223ZM43 222V221H41ZM54 222V223H55ZM82 222V221H81ZM83 222H85L83 220ZM208 222V221H207ZM28 223V222H27ZM51 223V222H50ZM64 223V222H63ZM62 223V224H63ZM76 223V222H75ZM103 223V222H102ZM115 223V222H114ZM113 223V224H114ZM119 223V222H118ZM122 223V222H121ZM218 223V222H217ZM216 223V224H217ZM20 224V223H19ZM32 224V223H31ZM35 226L33 225V227H37V226H42V224L40 223H34ZM68 224V222H67ZM70 224V222H69ZM86 225V223H84ZM95 224V223H94ZM106 224V223H105ZM110 224V223H109ZM120 224V223H119ZM123 224V223H122ZM120 224V225H122ZM224 224L226 225L225 227ZM25 225V224H24ZM29 225V224H28ZM48 225V224H47ZM52 225V224H50ZM56 225V223H55ZM79 226V230L80 228L82 229L81 224H79V221L77 222V224ZM115 225V224H114ZM215 225V224H214ZM23 226V225H22ZM26 226V225H25ZM24 226V227H25ZM77 226V228H78ZM84 226V225H83ZM87 226V225H86ZM204 226V225H203ZM212 226V225H211ZM31 227V226H30ZM29 227V228H30ZM50 228H53L52 226H49ZM59 227V226H57ZM72 227V226H71ZM88 227V226H87ZM90 227V226H89ZM94 227V226H93ZM96 227V226H95ZM61 228V227H60ZM76 228V226H75ZM76 228V230H78ZM203 228V227H202ZM58 229V228H57ZM91 229V228H90ZM104 229V227L102 228ZM101 229V230H102ZM126 229V230H127ZM152 229V230H153ZM166 229V230H167ZM31 230V229H30ZM36 230V229H35ZM78 230V231H79ZM83 230V229H82ZM100 230V229H99ZM98 231H93V230H87L86 232V237H84V239L86 238L84 243L87 244H91L92 242L99 243L100 240H102L103 236L105 234H102ZM125 230V232H127ZM151 230V231H152ZM160 230V229H159ZM32 231V230H31ZM30 231V232H31ZM41 231V230H40ZM53 231V230H52ZM55 232H58L57 230H54ZM53 231V232H54ZM86 231V230H85ZM172 231V232H174ZM176 231V232H177ZM43 232V231H42ZM77 232V231H75ZM81 232V231H80ZM132 232V231H131ZM131 232H129L131 234ZM146 234L148 233V230L145 231ZM61 233V232H60ZM133 233V232H132ZM153 233V232H152ZM155 233V232H154ZM181 233V232H180ZM221 233V232H220ZM219 233V234H220ZM38 234V233H37ZM41 234V233H40ZM57 234V233H56ZM59 234V233H58ZM83 234V233H82ZM149 234V233H148ZM151 234V233H150ZM161 234V233H160ZM165 234V233H164ZM84 235V234H83ZM82 235V236H83ZM111 235V234H110ZM122 235V234H121ZM166 235V234H165ZM164 235V236H165ZM175 234H173L174 236ZM50 236V235H49ZM59 236V235H58ZM63 236V235H62ZM81 236V235H80ZM81 236V237H82ZM132 236V235H131ZM162 236V235H161ZM225 236V235H223ZM51 237V236H50ZM109 237V236H108ZM126 237V235H125ZM149 237V236H148ZM158 237V236H157ZM171 237V235H170ZM177 237V236H175ZM180 237V236H179ZM32 238V237H31ZM55 238V237H53ZM127 238H130V235H127ZM132 238V237H131ZM130 238V239H131ZM136 238V236H135ZM141 238V237H139ZM48 239V238H47ZM52 239V237H51ZM81 239V238H80ZM130 239L128 241H130ZM142 240H144V238H141ZM146 239V238H145ZM59 240H61L59 238ZM65 240V239H64ZM134 242V239H132ZM55 240H53L52 242H54ZM81 241V240H80ZM113 241V240H112ZM147 241V240H145ZM153 242V240H151ZM155 241V240H154ZM172 241L173 238H172ZM44 242V241H43ZM65 242V241H64ZM68 242V241H67ZM75 242V241H74ZM83 242V241H82ZM106 242V241H105ZM111 243V239L109 241ZM122 241V236L118 237V239H116L115 241H113L112 244H116V245H121L124 244L125 242ZM132 242V243H133ZM137 242V240H136ZM137 244L139 242L136 243ZM151 242V243H152ZM46 243V242H45ZM92 243V244H94ZM131 243V245H132ZM144 243V241H143ZM142 241L141 244L143 245ZM155 243V242H154ZM174 243V242H173ZM172 243V244H173ZM55 244V243H54ZM53 244V245H54ZM75 244V243H74ZM82 244V243H81ZM103 244V243H101ZM107 244V243H106ZM105 244V245H106ZM111 244V245H112ZM134 244V245H135ZM189 244H193L195 245L197 248V250H190V246ZM47 245V244H46ZM57 245V244H56ZM76 245V244H75ZM79 245V244H78ZM86 245V244H85ZM109 245V244H108ZM110 245V246H111ZM112 245V246H114ZM55 246V245H54ZM59 246V245H57ZM126 246V245H125ZM128 246V245H127ZM141 246V245H140ZM164 246L166 248H164ZM33 246H31L30 248H32ZM61 247V246H59ZM58 248V250H60V248ZM115 247V246H114ZM123 247V246H122ZM136 247V246H135ZM134 247V250H135ZM139 246H137L138 248ZM143 247V246H142ZM11 248V249H12ZM18 248V247H17ZM27 248V247H26ZM51 248H53V246L51 245ZM57 248H53V249H57ZM84 248V247H83ZM82 248V251H84ZM87 248V247H86ZM85 248V249H86ZM103 248V247H102ZM130 249L132 247H129ZM147 248V247H146ZM15 249V248H14ZM22 249V248H21ZM109 249V248H108ZM133 249V248H132ZM143 249V248H142ZM33 251V250H31ZM41 251V250H40ZM53 251V250H52ZM79 251V250H78ZM149 251V250H148ZM151 251V250H150ZM28 252V251H27ZM36 252V251H35ZM57 251H55L54 253H56ZM141 252V251H139ZM159 252V254H161ZM58 253V252H57ZM82 253V252H81ZM154 253V252H153ZM152 252H145L143 251L140 255H138V260L141 264H169V262H167L168 258L170 257H165V254H162V256L164 255V257L160 256H154ZM37 254V253H36ZM122 254V253H121ZM139 254V253H138ZM201 254L199 256H201ZM11 255V253H10ZM10 255H6V256H10ZM135 255V254H134ZM170 255V254H169ZM172 255V256H173ZM198 255V254H197ZM3 256V257H6ZM33 256V255H32ZM59 256V255H58ZM131 256V255H130ZM177 256L176 257L177 259ZM30 258V256H27ZM44 257V255H43ZM201 257V258H203ZM32 258V257H31ZM37 255H35V259L36 260ZM42 258V257H41ZM125 258V257H124ZM199 258V257H198ZM102 259V258H101ZM133 259V258H132ZM136 259V258H135ZM134 259V260H135ZM174 259V258H173ZM237 259V258H236ZM241 259V258H240ZM244 259V258H242ZM40 260V259H39ZM38 260V261H39ZM45 259H43L44 262ZM110 260V259H109ZM171 260V259H170ZM169 260V261H170ZM238 260V259H237ZM184 261V262H185ZM242 261V260H241ZM2 262V260H1ZM0 262V263H1ZM26 262V260L23 262L20 261H16L14 258L8 257V258H3V264H24ZM31 262V259H30ZM33 262V260H32ZM40 262V261H39ZM198 262V261H197ZM203 262V261H202ZM37 263V261H36ZM135 263V261H134ZM171 263V261H170ZM195 263V262H194ZM26 264V263H25ZM28 264V263H27ZM38 264V263H37ZM42 264V263H41ZM136 264V263H135ZM203 264V263H202ZM237 264V263H236Z\"/></svg>", "mask_w": 264, "mask_h": 264}]
</instances>
